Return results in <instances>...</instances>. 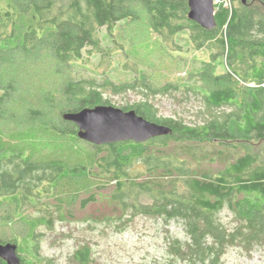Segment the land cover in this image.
Listing matches in <instances>:
<instances>
[{
  "label": "trees",
  "instance_id": "16d2710c",
  "mask_svg": "<svg viewBox=\"0 0 264 264\" xmlns=\"http://www.w3.org/2000/svg\"><path fill=\"white\" fill-rule=\"evenodd\" d=\"M214 7L205 29L188 18L187 0H0V234L23 229L0 243H15L22 264H52L39 251L41 228L102 223L121 233L139 215L182 223L185 238L167 246L181 262L225 264L229 246L264 250V0ZM141 25L173 70L199 62L187 81L159 82L133 43ZM193 50H208L209 61L187 60ZM233 56L242 80L219 71ZM130 93L131 103L113 99ZM190 94L205 106L193 123L159 114L157 97ZM99 104L171 131L89 143L62 114ZM227 105L234 110L217 112ZM93 202L99 213L77 217ZM225 208L231 227L219 217ZM91 254L80 243L68 262L89 264Z\"/></svg>",
  "mask_w": 264,
  "mask_h": 264
},
{
  "label": "rangeland",
  "instance_id": "374dc122",
  "mask_svg": "<svg viewBox=\"0 0 264 264\" xmlns=\"http://www.w3.org/2000/svg\"><path fill=\"white\" fill-rule=\"evenodd\" d=\"M142 26L131 27L133 29V43L137 50L143 52L147 60L157 66L156 77L160 79L159 82L166 80L187 81V71L198 67L199 62L191 61L187 65L182 62L181 65L183 66L173 70L170 65L171 61L173 62L172 58L167 53L161 59L159 56L157 57L156 37L149 30L147 33L145 31L146 27L140 28ZM207 54L208 50L199 52L193 50L183 55L187 57V60L193 56L198 60L209 61ZM180 61H183V59H180ZM236 61L237 57L234 56L229 59V64L224 61L223 64H220L219 71L227 70L242 80L244 77L237 67ZM111 69L116 73H121L114 68ZM119 77L123 78V74H120ZM113 97L119 102L128 101L129 103L135 99V95L131 93L128 97H122L121 95ZM155 104L158 106L159 114L182 117V120L186 123H193L197 119L196 116H198L196 112L200 109L205 110L200 97L192 94L182 100L160 96L155 99ZM233 110V106L227 105L217 112H230ZM81 149L86 150L84 146H81ZM97 204L98 202H93L88 205L86 210H77V217L83 216L84 212L99 213L102 208ZM219 217L221 221L228 223L230 227L236 223L234 214L226 208L220 212ZM16 227L10 224L11 230L8 233L2 230L0 235L5 233L7 236H15ZM21 228V226H18L17 232H22L23 229ZM38 237L40 253L51 259L52 264H69V255L80 243H85L92 249V261L89 264H190L188 261L181 262L173 259V255L167 251L170 240L174 238L183 240L185 238L183 225L178 220L163 222L159 219L155 220L139 215L133 221H130L128 227L121 233L115 232L112 225L102 223L95 224L93 228L88 227L87 223L80 222L66 225L57 223L53 230L41 228ZM222 260L225 264H264V250L256 248L250 254H247L239 246H229L225 249Z\"/></svg>",
  "mask_w": 264,
  "mask_h": 264
},
{
  "label": "water",
  "instance_id": "95a60500",
  "mask_svg": "<svg viewBox=\"0 0 264 264\" xmlns=\"http://www.w3.org/2000/svg\"><path fill=\"white\" fill-rule=\"evenodd\" d=\"M188 18L205 29L215 26L214 0H187ZM63 119L77 126V137L95 145L112 142H144L171 131L167 125L113 105H95L76 112H65ZM15 243H0V264H22Z\"/></svg>",
  "mask_w": 264,
  "mask_h": 264
},
{
  "label": "bare ground",
  "instance_id": "6f19581e",
  "mask_svg": "<svg viewBox=\"0 0 264 264\" xmlns=\"http://www.w3.org/2000/svg\"><path fill=\"white\" fill-rule=\"evenodd\" d=\"M218 4V0H214V5H217Z\"/></svg>",
  "mask_w": 264,
  "mask_h": 264
}]
</instances>
